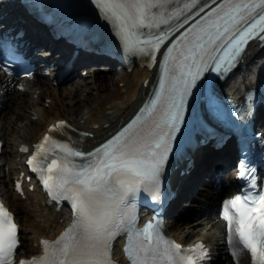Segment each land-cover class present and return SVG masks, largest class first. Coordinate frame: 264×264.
<instances>
[{
  "label": "snow or ice",
  "instance_id": "1",
  "mask_svg": "<svg viewBox=\"0 0 264 264\" xmlns=\"http://www.w3.org/2000/svg\"><path fill=\"white\" fill-rule=\"evenodd\" d=\"M165 3L167 0H104L105 6L110 5V11L114 15L118 13V18L123 21L125 41L130 47L141 51L147 50L141 46L158 49L164 43L166 33H157L151 39L141 40L139 37L142 33L138 34L140 28L158 27L159 23L168 24L172 19L178 20L184 10L195 6L196 0H191V5L186 4L185 9L177 11L175 15L161 17L160 21H156L155 14L149 16L150 9L163 7ZM256 9H264V0H224L223 5L218 6L207 17H202L203 23L197 21L189 28L178 46L174 45L168 50L171 53L178 47L179 53L174 59L182 57L183 66L188 68L187 76L190 80H184L185 94L202 71L199 65L207 67L205 57H210L217 47L226 45L238 52L240 45L257 29L264 32V11L259 13L258 19L243 29L240 28ZM187 22L185 17L179 26L182 27ZM217 41H223V44H217ZM213 45L214 47H209ZM225 55H228L227 51ZM212 59L219 69L223 57ZM188 61H191V65ZM193 67L196 68L195 72L192 71ZM180 103H183V96ZM180 119L179 110L169 112V132H160L158 136L151 129L128 135L132 128L130 124L113 140L97 148L95 153L77 151L46 135L41 144L36 146L37 153L28 163L31 165L37 159L49 140L66 153L65 157L60 158L59 164L54 159L48 165L47 171L50 174L44 179V184L53 193L71 194L75 219L54 242L41 241L43 256L29 261L20 260L19 264H114L110 241L121 231L128 233V244L124 252L131 264H197L204 259L206 251L197 253V249H204L203 244L195 245L184 254H181L179 245L169 244L163 248L159 243L152 245L148 243L151 240V225L142 231H133L128 218L129 194H134L139 185L148 187L158 184L166 153L170 150L168 140L171 131L176 129V122ZM65 123L59 121L50 131ZM156 128L159 129L160 125L157 124ZM22 151H27V148ZM94 155L99 157L95 163L89 160L79 166L68 159ZM54 166L55 176L51 175ZM33 171L44 172L45 169L39 167L33 168ZM116 184L119 187H115ZM231 209H235V212L232 213ZM224 216L228 221L227 243L236 264H241L240 258L245 253H250L252 264H264V194L237 195L232 200L225 201ZM17 243V225L7 209L0 204V264H13Z\"/></svg>",
  "mask_w": 264,
  "mask_h": 264
},
{
  "label": "bare ground",
  "instance_id": "2",
  "mask_svg": "<svg viewBox=\"0 0 264 264\" xmlns=\"http://www.w3.org/2000/svg\"><path fill=\"white\" fill-rule=\"evenodd\" d=\"M255 50V48L251 49L247 54V62L251 60ZM254 63L251 64L256 69L258 63ZM259 64L258 66H260ZM102 70L105 71L106 69ZM104 71L100 73H104ZM151 74V72L139 68H135L131 73L124 71L116 79L94 73L88 76L90 78L88 81L77 80L71 84L70 88L53 86L54 76H51L37 78L33 86L25 89L24 92L12 90L10 83H7L5 85L6 91L12 92V94L10 103L6 105V110L1 116L4 124L0 126V136L5 141V163L9 165L10 156H13V159L17 157V146L20 143L31 144L39 139L46 128L58 118L68 119L72 126L78 130L93 133L92 138H86L83 141L86 149L91 148L96 144L94 143L96 140L103 138L116 127L121 119L126 118L135 109L143 94L146 95L148 92V88L144 89L142 84ZM248 80H250V76L246 75L244 77L245 83ZM0 83L3 81L0 80ZM120 84L124 86L120 87ZM238 84L239 82L233 83L234 86ZM48 99H50V104L46 108L44 103ZM33 110H37L40 117L39 120L30 122L29 118ZM200 156L199 163L202 165L217 157L209 156L206 153ZM196 180L195 176L193 182ZM4 186L6 187L5 183ZM4 190L8 194L9 205L22 224V255L38 253L35 245L40 237L53 234L62 228L60 219L63 218V214H56L51 208L42 207L43 197L37 192L30 194L29 198L32 197L33 200L29 199L31 203L26 205L25 202H20L15 195H12L9 189L4 188ZM207 218L200 223L204 224L203 226L194 227L191 233L184 232V228L180 226L181 224L178 225L179 223L170 226V233L182 241L191 240L194 237H202L207 242L212 239L214 245L216 241L220 251L218 243L219 222L211 218L209 214ZM195 228H199V230ZM220 253L222 252L220 251Z\"/></svg>",
  "mask_w": 264,
  "mask_h": 264
},
{
  "label": "rangeland",
  "instance_id": "3",
  "mask_svg": "<svg viewBox=\"0 0 264 264\" xmlns=\"http://www.w3.org/2000/svg\"><path fill=\"white\" fill-rule=\"evenodd\" d=\"M112 77V76H111Z\"/></svg>",
  "mask_w": 264,
  "mask_h": 264
}]
</instances>
